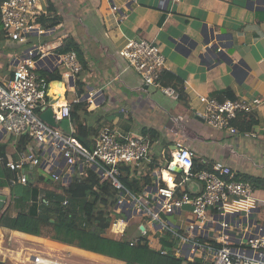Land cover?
Masks as SVG:
<instances>
[{
    "label": "built area",
    "instance_id": "2783aa9c",
    "mask_svg": "<svg viewBox=\"0 0 264 264\" xmlns=\"http://www.w3.org/2000/svg\"><path fill=\"white\" fill-rule=\"evenodd\" d=\"M112 10L118 8L114 6ZM46 16L48 6L43 8L40 0H3L0 4L5 38L20 47L34 41L36 36L53 33L54 28L41 21ZM62 45L63 42L57 49ZM47 53L38 41L14 59L13 70L7 76L0 74V133L15 139L24 134L32 141L27 151L6 157L5 165L12 172L7 178L10 187L26 185L28 170L35 166L60 182L64 194L74 176L86 179L95 176L100 183H110L117 192L107 231L116 233L118 238L129 239L132 245L146 240L163 255L168 253L164 243L169 242L174 253L188 261L198 258L212 264H264V195H259L260 190L248 179H237V171L232 166L216 163L199 168L195 152L180 140L175 141V149L164 165L149 156L150 141L143 133L125 135L106 127L87 139L89 146H86L74 136V129L71 135H66L42 120L39 110L50 94L51 83L56 86L63 83L65 92L76 91L84 71L75 51L56 52L53 59ZM118 54L134 68L146 87L160 88L178 98L173 88L161 83L166 57L152 40L131 39ZM40 68L57 72L61 80H48L38 72ZM101 98L102 91H89L78 96L73 104L52 106L56 122L71 118L72 105H84L87 109ZM198 99L203 107L195 112L196 116L213 128L239 138L255 136L253 132L240 131L234 120L264 109V92L252 99L221 101L202 95ZM146 163L151 166L153 182L135 192L123 183L122 170L141 174ZM173 165L182 169L180 181L171 174ZM191 182L198 183L200 191L191 192ZM116 215L135 221L132 237H126L129 222ZM33 258L34 264H65L52 257Z\"/></svg>",
    "mask_w": 264,
    "mask_h": 264
},
{
    "label": "crops",
    "instance_id": "0c3cea01",
    "mask_svg": "<svg viewBox=\"0 0 264 264\" xmlns=\"http://www.w3.org/2000/svg\"><path fill=\"white\" fill-rule=\"evenodd\" d=\"M40 4L45 9L53 5L61 23L53 27V33L36 36L34 41L21 47L7 38L0 40V74L7 76L13 70L14 59L38 41L53 59L64 37L74 38L86 57V69L80 78L85 94L102 91L103 98L86 110L72 105L71 119L62 120H67L69 129L86 140L106 127L125 135L155 129L168 144L163 147L159 140L156 147L150 149L149 156L157 163H163L160 157H164L166 163L175 149V141L180 140L195 152L199 168L221 163L235 168L240 179L264 177L263 108L234 120L240 131L253 132L257 137L239 138L226 130L213 128L195 114L203 107L199 95L219 99L230 90L235 99H252L264 92V0H40ZM114 6L117 11L112 10ZM142 38L152 40L162 49L166 57L164 72L182 81L186 101L160 88L146 87L134 68L120 58L118 52L129 40ZM38 72L46 78L51 74L44 68ZM54 88L61 91H53ZM68 92L63 83L56 86L52 82L50 94L42 102L39 113L48 107L58 108L65 102L73 104L77 93L70 100ZM62 121L58 122V128L64 132L60 127ZM17 141L7 135L0 137V144H8L6 156H16ZM148 171L151 166L146 163L141 174L135 175L125 168L122 177L139 180L146 189L152 184L144 185L142 180ZM38 185L53 189L50 184L38 182ZM5 189L0 188V195L7 200ZM258 194L264 195V191ZM134 227L129 228L128 233H132ZM1 232L28 236L9 228H2ZM4 250L0 243V258L5 259L2 262L6 264L10 259L16 260L14 255L34 254L25 247L18 251L9 247Z\"/></svg>",
    "mask_w": 264,
    "mask_h": 264
},
{
    "label": "trees",
    "instance_id": "16d2710c",
    "mask_svg": "<svg viewBox=\"0 0 264 264\" xmlns=\"http://www.w3.org/2000/svg\"><path fill=\"white\" fill-rule=\"evenodd\" d=\"M47 27L53 28L61 23L60 17L56 15L53 5L48 6V16L41 19ZM5 39L3 25L0 19V40ZM75 51L82 64L86 69V61L83 58V52L77 41L71 36L63 41V45L56 52L58 54ZM48 80H61V76L57 72L49 74ZM164 86H170L178 93V99L186 101V95L182 81L171 73L164 72L161 78ZM77 96H83L85 93L84 84L80 79L76 84ZM227 96V97H225ZM226 98L235 99L230 92L219 97V100ZM86 110L84 105L74 104ZM38 112V111H37ZM72 117V115H71ZM71 119V118H70ZM143 134L148 136L150 141V149L156 147L159 140L163 147L168 146L166 141L161 139L160 133L155 129H143ZM74 136L89 146L86 137L74 134ZM32 143L27 135H22L16 142L17 151H27ZM8 144H0V162L2 166V182L0 186L9 188L7 178L12 172L6 167V152ZM35 166L29 174V181L26 185L12 186L11 198L7 197L5 205L1 210L0 230L9 228L12 231L23 232L28 235L42 237L46 232L50 234V238L79 249L93 252L105 256L110 260L119 261L120 264H212L203 263L201 259L196 258L193 261L186 260L185 257L176 255L172 250V243L165 242L164 247L168 249V253L163 255L160 251L152 249L146 240L132 245L131 241H117L105 236L110 223L113 207L116 204L117 192L110 183L98 182L94 177L85 178L74 176L73 183L64 194L61 189L60 182H56L50 177V185L53 189L42 188L38 182L46 180V174L40 169L38 180L33 176L35 174ZM201 167V168H205ZM123 172V170H122ZM142 180L144 185H150L151 172H146ZM123 183L135 191L140 192L143 187L139 180H125ZM248 179L257 190L264 191V177L250 176ZM237 179H240L239 177ZM60 190V191H59ZM65 200L67 203L65 204ZM16 207L17 213L10 217L13 208ZM54 220V222H52ZM0 264H4L0 262Z\"/></svg>",
    "mask_w": 264,
    "mask_h": 264
},
{
    "label": "rangeland",
    "instance_id": "374dc122",
    "mask_svg": "<svg viewBox=\"0 0 264 264\" xmlns=\"http://www.w3.org/2000/svg\"><path fill=\"white\" fill-rule=\"evenodd\" d=\"M83 25V24H82ZM85 27V29H87V26L83 25V28ZM83 52V51H82ZM83 58L85 60V54L83 52ZM86 61V60H85ZM67 97L68 99H72L74 97H76V93L75 92H68L67 93ZM60 127L64 130V134L66 135H71L72 129H69V125L67 120L66 121H62L60 122ZM255 134V133H254ZM8 136V135H7ZM9 137V136H8ZM247 137H257V135L255 134V136H247ZM160 151H158L159 153L162 150V146L161 148H159ZM161 161H163V164L165 165V160L164 157H160ZM63 161V159H62ZM39 167V166H38ZM37 167V169H35V174L34 175H30L33 176L35 180H38L39 177V173L40 169ZM42 171L47 175L46 176V180H44L42 183L45 185L50 184V177L51 174L45 172L43 169ZM2 172V166H0V173ZM29 174L31 173L30 169L28 170ZM89 173V172H88ZM172 175L176 176V180H181V175L176 174V173H171ZM90 175V174H89ZM43 185V187L45 186ZM2 187V186H0ZM54 187V186H52ZM3 188V187H2ZM4 193L7 195L8 198H11V193H12V188L9 187L5 190H3ZM17 212L16 207L13 208V210L10 213V217H13L12 215L15 214ZM118 218H125L128 222H129V227L128 228H132V226H135V221L133 220H129L128 217H126L125 215H116ZM260 222H262V219L260 218ZM132 235L131 232H129L128 234H126V237L129 238ZM106 236L109 238H112L114 240H118V236L116 233L114 232H109L108 234L106 233ZM167 236V235H166ZM21 239V240H20ZM0 243L2 245V248L7 250L8 247L9 248H13L14 251H18L19 248H23L25 247L26 249H31L32 252L35 254L33 255H14V257L16 258V260L14 259H10L7 261L8 264H34L33 263V257L35 256H41V257H52L53 259L63 262V263H70V264H120L119 261H115V260H110L108 258H104L102 256H98V255H92L82 249H79L75 246H70L58 241H54L50 238V234L49 233H45L42 237H36V236H32V235H28V236H24L21 234H15V233H8V232H1L0 233ZM20 244H23V246H21ZM173 247V246H172ZM4 250V252H5ZM40 254V255H38ZM2 258H4L2 256ZM5 261V259H1L0 258V262ZM4 264H6V262H3Z\"/></svg>",
    "mask_w": 264,
    "mask_h": 264
},
{
    "label": "water",
    "instance_id": "95a60500",
    "mask_svg": "<svg viewBox=\"0 0 264 264\" xmlns=\"http://www.w3.org/2000/svg\"><path fill=\"white\" fill-rule=\"evenodd\" d=\"M183 41V39L181 40ZM40 117L42 120H44L47 124H49L50 126L57 128L59 125L56 122V119L54 117V111L52 107H48L47 109H44L43 112L40 114ZM3 134L0 133V137H2ZM173 148H175V146H173ZM171 170L177 174H181L182 173V169L176 165H173L171 167ZM201 186L196 183V182H191L189 184V190L191 192H198L200 191ZM6 200V196L0 195V209L3 207L4 203ZM52 222H54V220H52Z\"/></svg>",
    "mask_w": 264,
    "mask_h": 264
},
{
    "label": "clouds",
    "instance_id": "9594fccd",
    "mask_svg": "<svg viewBox=\"0 0 264 264\" xmlns=\"http://www.w3.org/2000/svg\"><path fill=\"white\" fill-rule=\"evenodd\" d=\"M53 91H61L59 88H54ZM58 123V122H57ZM178 162V161H177ZM165 178H167V174H165Z\"/></svg>",
    "mask_w": 264,
    "mask_h": 264
},
{
    "label": "bare ground",
    "instance_id": "6f19581e",
    "mask_svg": "<svg viewBox=\"0 0 264 264\" xmlns=\"http://www.w3.org/2000/svg\"><path fill=\"white\" fill-rule=\"evenodd\" d=\"M63 263V262H62ZM66 264V263H65Z\"/></svg>",
    "mask_w": 264,
    "mask_h": 264
}]
</instances>
